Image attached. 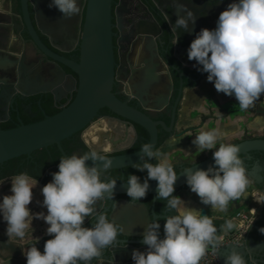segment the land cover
I'll use <instances>...</instances> for the list:
<instances>
[{
  "label": "clouds",
  "instance_id": "9594fccd",
  "mask_svg": "<svg viewBox=\"0 0 264 264\" xmlns=\"http://www.w3.org/2000/svg\"><path fill=\"white\" fill-rule=\"evenodd\" d=\"M49 7H56L65 19L78 14L77 0H51ZM195 23L194 14L188 10L178 16L173 29L190 31ZM177 38L176 43H178ZM174 44V45H175ZM190 61L207 73V81L214 83L218 93L234 96L241 109L247 110L264 95V0H233L219 15L215 29L203 28L197 33L187 50ZM219 129L201 130L192 141L200 152L213 150L214 166L207 170H184L186 183L200 202L210 205L213 211L225 212L230 202L247 198L246 188L250 179L246 175L240 148L235 144L220 143ZM175 143V138L172 140ZM92 161L89 167L86 162ZM140 163L133 165L138 171L147 170L143 183L140 177L129 175L127 195L132 202L143 201L149 190V181L157 182V197L165 201L163 238H160V217L149 221L142 243L147 251L134 249L135 264H199L209 248L216 250L219 244L218 229L213 219L201 211L189 208L175 192L177 174L169 155L154 150L145 143L140 150ZM156 160L155 164L149 161ZM103 161V169L96 166ZM111 161L96 151L84 155H66L60 159L59 171L52 173V181L42 189L44 213H31L33 188L38 181L26 172L12 176L11 195H4L0 202V215L7 223L9 239L23 238L33 219H42L49 227L46 234L53 238L44 244L41 253L36 247L38 238L24 252L26 264H90L94 259L103 264V250L121 244L117 240L123 226L97 211L104 200L114 199L116 181L102 182L100 173L107 170ZM5 181H0L3 184ZM264 203V201H258ZM174 212L175 214H169ZM96 216L92 227H85L86 218ZM235 227L226 221L220 231ZM264 233V228L260 229ZM239 247L224 256V264H247Z\"/></svg>",
  "mask_w": 264,
  "mask_h": 264
},
{
  "label": "flooded vegetation",
  "instance_id": "af4514ba",
  "mask_svg": "<svg viewBox=\"0 0 264 264\" xmlns=\"http://www.w3.org/2000/svg\"><path fill=\"white\" fill-rule=\"evenodd\" d=\"M232 2L233 0H111L113 55L115 70L118 71L112 91L119 99L142 110L153 120L163 121L167 125L175 107L171 134L159 127V132L163 131L168 135L165 142L187 131L201 130L206 121L213 124V128L209 130L221 128V123L215 122L214 115L200 117L198 123L185 129L183 133L176 130V125L185 91L194 90L208 75L198 70L201 66L197 65L196 61L188 60L187 50L190 43L201 29H215L220 13ZM50 3L51 0L28 1L33 30L46 49L57 56L78 62L77 43L86 0H77L80 11L70 19H65L56 7L50 8ZM19 9L20 0H0V129L35 122L50 115L53 110L59 111L72 101L77 86V75L68 67L46 57L37 48L26 28L15 22L13 15L18 13ZM188 10L195 16V23L189 25L190 31L184 32L183 28L174 30L172 26L177 17L185 16ZM177 38L179 41L175 44ZM211 85L214 86V83ZM157 97L160 98L159 101ZM164 99L166 102H163ZM159 105L160 109H153ZM104 116L118 118L108 109H100L97 117L85 129L61 142L65 156L72 154L80 156L93 150L103 156L120 155L134 152L137 150L136 147L145 142L146 136L135 124H132L134 133L128 129L127 137L124 139L122 133L124 128L115 127L113 121H110L107 131H113L115 137L105 141L107 147L98 148L89 144V137L98 142L95 130L105 128ZM90 126L92 128L88 130ZM263 134L264 129L259 136ZM118 138L123 140L115 144ZM235 141L237 140L230 144ZM63 157L59 148L52 145L0 164V181H5L0 184V202L4 195L12 194L11 185L8 184L10 178L22 172L38 181L32 190V200L38 201L40 197L44 199L41 189L52 181V173L59 171L58 165ZM197 161H180L173 164L183 168L185 163L193 164ZM250 161L259 160H254L252 156ZM31 206L30 204L28 207ZM262 208L264 212V203ZM101 214L108 216V212ZM95 220L96 216L86 218L84 226L92 227ZM213 221L218 223L217 226L221 225V220ZM245 225L240 228L241 231ZM48 227L46 224L39 232L42 237L39 247L43 251L45 242L50 239L46 234ZM248 230L254 233L249 227L244 231ZM13 243L18 251L12 253L18 254V259L26 264L24 252L33 243L30 241ZM92 264L98 263L94 261ZM103 264L111 263L103 261ZM131 264L135 262L132 261Z\"/></svg>",
  "mask_w": 264,
  "mask_h": 264
},
{
  "label": "water",
  "instance_id": "95a60500",
  "mask_svg": "<svg viewBox=\"0 0 264 264\" xmlns=\"http://www.w3.org/2000/svg\"><path fill=\"white\" fill-rule=\"evenodd\" d=\"M28 1L20 0L19 12L13 15L15 22L21 27L26 28L37 48L46 57L68 67L77 75V86L72 101L67 106L62 107L57 113L46 115L41 120L32 123L20 124L9 129H0V164L19 156L29 155L33 151L52 145H56L65 156L61 148V142L85 129L97 117L99 110L103 108L108 109L118 118L104 116L105 128L95 130L99 143L96 139L89 137V144H93L98 148H106L105 141L112 140L115 137L113 131H107L108 123L113 121L115 127L124 128L122 132L124 139L127 137L128 129L134 133L132 124L142 127L148 134L146 143H151L154 150H156L159 127L161 130L171 134L175 119V107L173 108L170 122L167 125L163 121L153 120L145 112L129 105L113 93L112 87L118 71L115 70L113 55L111 0H86L83 24L77 43L79 48L78 62L57 56L42 45L31 24ZM184 96L176 130L179 133H183L185 129L198 123L200 117L214 115L215 122L221 123L220 131L223 134L222 139L218 141L217 147L220 143L230 144L234 140L246 137L233 143L240 148V158L243 155L246 156L247 163H244V166L246 168V175L250 179L246 190H264V163L250 161L252 159V152H264V138L258 137L264 129V95H261L254 102L253 106H250L247 110H243L238 105L234 96L230 97L223 93H218L215 87L211 85V82L207 81L206 77L194 90L185 91ZM156 99L160 100L159 97ZM163 102H166V99ZM160 108L161 105L153 107L155 110ZM120 118L125 121H122ZM90 128L92 127L90 126L88 130ZM212 128V122L206 121L201 130ZM201 130H190L173 136L157 150L167 153L172 164L180 161H197L216 150L200 152L197 146L192 143L195 135ZM173 138H175V143L172 142ZM122 140L118 138L114 143L117 144L118 141L121 143ZM140 150L141 148L130 153L105 156L108 161H111L106 171L123 169L140 163ZM103 163V161H97L96 166L103 169ZM86 164L89 167L93 166L91 160L87 161ZM209 166H214L213 154L188 167L182 168L181 171L176 173L175 189H179L187 184L186 176L183 173L185 169L192 167L193 171L197 169L207 170ZM8 184L11 185V181ZM149 185L147 195L152 196L150 207H147L143 202H132L130 199L122 197L127 195L128 185L126 181L116 183L114 199H106L100 202L101 205H97V211L101 213L108 212L107 218L109 221H115L118 228L120 226L124 228V233L120 232L117 236V240L121 241V244L104 249L102 261L111 264H131L134 249H138L141 252L147 251V246L142 243L143 235L149 221L156 217H160V238H163V225L165 223V219L163 218L164 213L161 212L163 208L159 212L155 210L157 182L149 181ZM174 195L184 200L187 207L201 211L202 215H206V210H213L210 205L206 206L202 204L199 197L190 189H181ZM42 202V197L38 201L32 200V206L31 208L29 207L31 213L42 212L47 215V208L42 206ZM246 202L247 198L241 197L239 200L230 202L227 211H217L219 220H221V225L215 226L218 229L219 244L216 250H212L211 248L209 250L214 251L217 257H220L225 250L236 244L235 247H239L238 250L242 251L247 264H264V233L260 232V229L264 228V212L260 214L262 225H257V221H255L250 227V229L254 230V233H251V230L239 233L235 222H232L235 225L232 230L227 232L220 231L226 221H231V215H238ZM45 225L46 223L42 219H33L31 226H29L30 228L26 231V235L23 238L13 237L9 239L6 234L7 223L3 220L2 215H0V264H24L23 261L18 259V254L12 253H17L18 251L15 247L16 245L13 243L15 241H30L34 244L38 238L36 246L42 253L43 250L39 247L42 237L39 235V232ZM233 235H236V237ZM47 237L53 238L49 235ZM231 238L234 241L227 243L226 240H230ZM245 242H247L246 245L244 244ZM242 243L243 247L240 246ZM95 261L96 263L100 262L99 260Z\"/></svg>",
  "mask_w": 264,
  "mask_h": 264
},
{
  "label": "trees",
  "instance_id": "16d2710c",
  "mask_svg": "<svg viewBox=\"0 0 264 264\" xmlns=\"http://www.w3.org/2000/svg\"><path fill=\"white\" fill-rule=\"evenodd\" d=\"M57 112H58V110H53L52 112H50V115H53V114H55ZM30 123H32V122H30ZM135 125H136V128H138L140 131H142L144 133V135L146 136L145 142L135 148V149L138 150V149L142 148L143 144L146 143V141L148 139V134L142 127H140L137 124H135ZM259 137L260 138H264V134L262 136H259ZM167 138H168V135L166 133H164L163 131L159 132L156 150L165 142V140ZM238 141H240V140H237L234 143H236ZM54 147H55V145H54ZM40 150H43V149H40ZM36 151H38V150H36ZM251 155L253 156L254 160H259V161L264 162V152H258V151L257 152H252ZM241 159L245 162L246 161V156H244V155L241 156ZM149 162L155 164L157 161L156 160H151ZM172 165H173L174 170H175L176 173H178L179 171L182 170V168H180L178 165H175V164H172ZM190 165L191 164H189V163H185L183 168L188 167ZM129 175H136V176L140 177V181L143 182L144 179L147 177V170L141 172V171H138L133 166H130V167H125L123 169H114V170H108V171H101L100 179H101L102 182H106V183L110 182V181H113V180H115L116 182H121V181H126L127 182ZM150 181H154V180H150ZM180 189H190V188L186 184V185H184L183 187H181L179 189H175V192L173 193V195ZM124 197L130 198V197H128V195H124ZM156 197H157V195H156ZM140 202H143L144 204L147 205V207H150L151 204H152V196L151 195H147L146 198L143 201H140ZM164 205H165V201H162L159 198H156V205H155L156 212H159L161 210V208H164ZM213 222H214L215 226L218 225L217 222H215V221H213ZM95 260L96 259L91 261L90 264L94 263Z\"/></svg>",
  "mask_w": 264,
  "mask_h": 264
},
{
  "label": "crops",
  "instance_id": "0c3cea01",
  "mask_svg": "<svg viewBox=\"0 0 264 264\" xmlns=\"http://www.w3.org/2000/svg\"><path fill=\"white\" fill-rule=\"evenodd\" d=\"M246 196H247V202L243 209L238 213V215H231V222H236L238 226L236 227L238 232H242L239 229V225L241 224H246L244 227V230H246L248 227L250 228L255 221L257 225H262V221L259 219L260 218V213L262 212V206L263 203H260L258 201H264V190H255V191H247L246 190ZM206 215L210 216L213 220L219 219V214L217 211L213 210H206ZM243 230V231H244ZM236 237V235H233ZM237 239V238H235ZM229 241H234L232 238L230 240H226L228 243ZM239 241V240H238ZM245 245L247 242L244 243ZM232 245V244H231ZM236 244H233L228 250H225L220 257H216V264H224V256L229 252L231 248H234ZM240 246L243 247V243L240 244ZM240 251V250H238ZM242 252V251H240ZM215 253V252H214ZM100 263V262H99ZM98 263V264H99Z\"/></svg>",
  "mask_w": 264,
  "mask_h": 264
},
{
  "label": "built area",
  "instance_id": "2783aa9c",
  "mask_svg": "<svg viewBox=\"0 0 264 264\" xmlns=\"http://www.w3.org/2000/svg\"><path fill=\"white\" fill-rule=\"evenodd\" d=\"M243 227V224L239 225V229ZM216 257L214 251L208 250L206 255L201 259L199 264H215Z\"/></svg>",
  "mask_w": 264,
  "mask_h": 264
}]
</instances>
